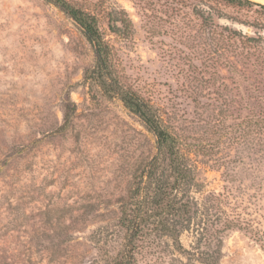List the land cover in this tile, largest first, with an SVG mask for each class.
Instances as JSON below:
<instances>
[{"label": "rangeland", "instance_id": "obj_1", "mask_svg": "<svg viewBox=\"0 0 264 264\" xmlns=\"http://www.w3.org/2000/svg\"><path fill=\"white\" fill-rule=\"evenodd\" d=\"M68 2L97 18L122 84L189 146L179 197L194 212L179 226L182 249L156 235L139 264H264V10ZM121 11L132 22L127 39L111 29ZM93 65L59 9L0 0V252L11 264H113L124 243L120 204L156 145L117 98L84 83ZM225 217L248 229L224 235L217 262L205 234Z\"/></svg>", "mask_w": 264, "mask_h": 264}, {"label": "trees", "instance_id": "obj_2", "mask_svg": "<svg viewBox=\"0 0 264 264\" xmlns=\"http://www.w3.org/2000/svg\"><path fill=\"white\" fill-rule=\"evenodd\" d=\"M217 1L238 8L256 7L264 10V5L250 0ZM44 2L56 7L69 18L92 48L94 65L86 71L84 83L100 89L108 98H117L155 140V155L135 175L134 187L120 204L119 226L124 233V243L111 257L112 263L139 264L149 247L154 246L153 237L156 235L174 238L178 248L182 249L178 240L183 229L179 226H184L194 212L193 202L183 198L185 196L179 197L181 189L189 182L184 160L189 146L168 126L157 108L122 84L115 70L113 48L100 31L98 20L93 14L81 10L68 0ZM124 16L122 11L117 13L112 18L111 29L114 34L127 39L133 28L131 20ZM65 109L68 112L65 113V119L68 121L71 118L70 108L66 106ZM262 130L264 132V124ZM215 221L211 224L212 228L211 225L209 227L211 230H206L204 243L212 249L209 256L215 257L218 262L224 235L234 230L247 231L248 227L234 217ZM9 260L11 258L6 251L0 252V264H11Z\"/></svg>", "mask_w": 264, "mask_h": 264}, {"label": "bare ground", "instance_id": "obj_3", "mask_svg": "<svg viewBox=\"0 0 264 264\" xmlns=\"http://www.w3.org/2000/svg\"><path fill=\"white\" fill-rule=\"evenodd\" d=\"M251 1H254V2H257V3H261L264 5V0H251Z\"/></svg>", "mask_w": 264, "mask_h": 264}, {"label": "water", "instance_id": "obj_4", "mask_svg": "<svg viewBox=\"0 0 264 264\" xmlns=\"http://www.w3.org/2000/svg\"><path fill=\"white\" fill-rule=\"evenodd\" d=\"M251 1V0H250ZM256 3V2H255Z\"/></svg>", "mask_w": 264, "mask_h": 264}]
</instances>
